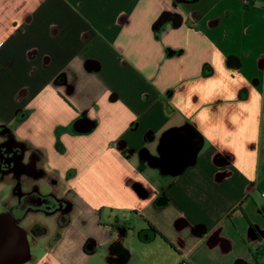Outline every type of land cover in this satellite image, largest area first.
Listing matches in <instances>:
<instances>
[{"label":"crops","instance_id":"0c3cea01","mask_svg":"<svg viewBox=\"0 0 264 264\" xmlns=\"http://www.w3.org/2000/svg\"><path fill=\"white\" fill-rule=\"evenodd\" d=\"M2 214L22 264H264V0H0Z\"/></svg>","mask_w":264,"mask_h":264},{"label":"water","instance_id":"95a60500","mask_svg":"<svg viewBox=\"0 0 264 264\" xmlns=\"http://www.w3.org/2000/svg\"><path fill=\"white\" fill-rule=\"evenodd\" d=\"M13 243L16 248L10 247ZM29 244L25 231L9 214L0 215V264H22L29 258Z\"/></svg>","mask_w":264,"mask_h":264},{"label":"rangeland","instance_id":"374dc122","mask_svg":"<svg viewBox=\"0 0 264 264\" xmlns=\"http://www.w3.org/2000/svg\"><path fill=\"white\" fill-rule=\"evenodd\" d=\"M4 190H5V187H4ZM46 223L53 229V232H55V224H54V220L53 219H46L45 220ZM38 233V232H37ZM29 240H30V243L33 244V248L31 249L32 250V253L34 255H40L42 253H44V250H43V247L40 246L41 244H39V246H36V244L34 243V237L31 235L29 236ZM29 264H34L33 262H29Z\"/></svg>","mask_w":264,"mask_h":264},{"label":"trees","instance_id":"16d2710c","mask_svg":"<svg viewBox=\"0 0 264 264\" xmlns=\"http://www.w3.org/2000/svg\"><path fill=\"white\" fill-rule=\"evenodd\" d=\"M151 227H152V229L155 230V232H157V233L160 235V237H161L164 241H166L167 243H169V245H170L172 248L175 249V247L169 242V240L165 237V235H163L162 233H160L157 229L153 228V226H151Z\"/></svg>","mask_w":264,"mask_h":264},{"label":"flooded vegetation","instance_id":"af4514ba","mask_svg":"<svg viewBox=\"0 0 264 264\" xmlns=\"http://www.w3.org/2000/svg\"><path fill=\"white\" fill-rule=\"evenodd\" d=\"M16 151V150H15ZM18 151V150H17ZM16 155H18V152H16L15 153ZM12 162H13V160H12V157H8V159L7 160H5V164L3 165V166H9V165H12ZM49 204H50V202H49ZM16 214V213H15Z\"/></svg>","mask_w":264,"mask_h":264}]
</instances>
